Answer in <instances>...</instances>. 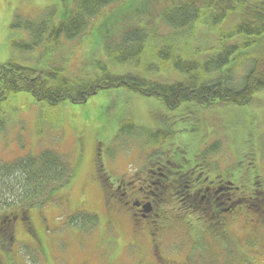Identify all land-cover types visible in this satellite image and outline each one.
Masks as SVG:
<instances>
[{
  "label": "trees",
  "instance_id": "16d2710c",
  "mask_svg": "<svg viewBox=\"0 0 264 264\" xmlns=\"http://www.w3.org/2000/svg\"><path fill=\"white\" fill-rule=\"evenodd\" d=\"M159 1L57 0L47 5L49 9H38L40 18L15 20L12 25L18 27L9 41L20 54L0 63V112L3 103L18 94L58 108L63 102L84 103L94 92L120 87L156 98L173 110L183 103L241 107L264 90V0ZM70 58L78 62L68 65ZM125 67L137 69L134 73ZM235 74L241 78H233ZM94 144L102 149L104 142ZM108 169L118 173L109 159L91 163L87 172L94 183L101 182L97 186L104 199L113 188L107 183ZM72 176L65 156L51 148L0 163L1 226L12 229L13 217L4 214L28 202L49 223L69 216L61 226L84 228L76 218L83 217L78 211L85 204L71 207L64 192ZM192 194L189 198H200ZM200 206L195 211L202 221L215 220L220 213L213 200ZM259 214L264 219V212ZM26 229L47 249L48 237L38 239L31 225ZM172 236L164 228L159 239Z\"/></svg>",
  "mask_w": 264,
  "mask_h": 264
},
{
  "label": "rangeland",
  "instance_id": "374dc122",
  "mask_svg": "<svg viewBox=\"0 0 264 264\" xmlns=\"http://www.w3.org/2000/svg\"><path fill=\"white\" fill-rule=\"evenodd\" d=\"M56 1L0 0V63L20 54L18 49L10 46V33L15 32L18 27V25L13 26L12 23L26 17L40 18L39 10L43 7L49 9L47 5ZM162 1L169 3L167 0H161L159 4ZM14 38L19 39L21 35L14 34ZM35 54L36 51L31 52V55L36 57ZM72 61L78 62V59ZM23 62L26 65L33 64L32 60ZM136 69V67H125V70L134 73ZM238 77L240 76L235 74L233 78ZM15 96L3 103V110L0 112V163L13 162L29 154L35 155L45 148L54 149L64 155L73 172L67 191H64L71 201V207L85 204L95 210H91L90 213V217L93 218L92 223L97 228L92 229L93 239H98L99 245L106 246L112 240L116 247L125 250L123 263L120 264H128L124 260V255H127L126 258L131 264H136L132 256L140 251L141 246L135 248L132 244L140 245L142 238L131 235L127 228L123 229L122 235L117 238L111 234L115 221H111L113 213L104 209L105 206L100 202L103 195L97 184L101 182L94 179L95 184L87 173L93 159L95 140L104 142L103 156L112 161L114 168H121L120 172L123 171V163L132 168L136 157L147 158L161 144L166 147L170 145L172 148H181L188 156L200 153L199 151L212 145L210 148L218 149L223 162L229 165L234 163L237 168L242 169L251 162L264 170V90L257 92L252 102L241 107L214 105L200 108L183 103L173 110H169L156 98L141 96L120 87L101 90L91 95L84 103L63 102L58 108H50L36 102L29 94ZM193 106L198 108L197 113ZM187 111L193 116L189 117ZM199 117L202 119L199 120ZM249 156L255 160H250ZM177 181L181 183L179 179L176 181L170 179L172 184ZM144 191L149 193L145 188ZM163 191L165 192L166 189ZM166 193L168 194L169 191L167 190ZM161 204L166 206L164 202ZM253 216L252 212H248L240 217L246 227L244 230L238 228L237 234H240L241 241H236L234 250L242 261L253 259L258 252H264V222L251 223ZM244 217L251 222L244 224ZM82 229L83 227L69 228L67 225L63 237L65 240H60L58 247L61 258L58 264L72 263V260L76 264H85L90 260L91 255H97L90 253V242L81 239L82 236H86ZM68 230L71 232L68 233ZM130 238L133 240L131 245H129ZM215 243L220 247V244L224 246L227 242L215 241ZM104 245L99 251L104 250ZM56 248L54 243L52 249ZM19 251L28 255L24 258L26 264H29L28 262L32 264V261H29L32 256L26 252L23 244ZM34 253L37 256L36 251ZM148 253L145 251V259L151 260ZM2 257L13 264L11 252H4ZM43 263V259L33 262V264ZM196 263H201V260ZM209 263L214 264V262ZM16 264L25 263L17 261Z\"/></svg>",
  "mask_w": 264,
  "mask_h": 264
},
{
  "label": "flooded vegetation",
  "instance_id": "af4514ba",
  "mask_svg": "<svg viewBox=\"0 0 264 264\" xmlns=\"http://www.w3.org/2000/svg\"><path fill=\"white\" fill-rule=\"evenodd\" d=\"M169 165L176 168L177 170H173ZM201 165L202 163H192L191 160H184L181 162L179 161L178 163L172 164L169 160H155L150 164V166L146 168L145 172L148 175L146 181L149 182L151 178H154L156 176V181L158 182L162 190L167 187L163 184L166 180L171 179L173 181H176L179 179L181 181L183 179L182 185L185 189H183L182 191L175 190L173 193L178 197V201L180 203L179 206L175 207L165 208L151 205L145 206L146 201H143V199L145 198L144 196L141 197V201L135 198L137 194L141 193L142 188L133 190V179H119V181H122L123 186V192L121 196L123 200H127L123 201L121 207L117 206L110 208L109 210L113 213V218L111 221H115L114 228L117 230H123L124 227H127L128 232L131 235L139 236L141 238L143 237L148 241L152 238L153 235H159L160 232L165 228L164 219L166 218L179 220L182 218L181 215L195 214L196 216L194 217V219L201 220L200 217L196 214L195 210L197 208H200V205L203 202L208 203L210 200H213V203L214 205H216V207L224 204L223 198L226 197V199H229L230 194L232 193L229 190L234 191L237 188L232 182V178L229 177L230 173L227 171L217 173L212 167L206 166L205 171L208 173V175L204 176V180H207L209 176L211 179H219L218 182H220V184L213 186L211 184L213 183V181H210V185H206L201 189L202 185H204L205 183L204 180L201 179ZM182 170L183 172L180 175L179 173ZM161 177H163V179H161ZM223 181H225L226 184H223ZM120 187V185L117 186L118 189ZM154 188L157 189V187ZM191 192L195 193L196 195H200L201 197L199 199H195L192 197L189 198V196H193ZM144 208H147L148 211L146 212ZM165 214H168V216H165ZM156 240L160 241L158 238H156ZM181 243L183 245H186L185 240H181ZM187 245L192 249L186 257H183L181 261H179L178 259L166 258L167 260H170L166 264H170L171 262V264H185L189 261L199 260V250L196 249V244L188 243ZM175 254L177 255V257L180 256L178 253ZM158 259L165 260V257L163 255H160ZM186 259L190 260L188 261Z\"/></svg>",
  "mask_w": 264,
  "mask_h": 264
},
{
  "label": "bare ground",
  "instance_id": "6f19581e",
  "mask_svg": "<svg viewBox=\"0 0 264 264\" xmlns=\"http://www.w3.org/2000/svg\"><path fill=\"white\" fill-rule=\"evenodd\" d=\"M238 79H240V77H238Z\"/></svg>",
  "mask_w": 264,
  "mask_h": 264
}]
</instances>
